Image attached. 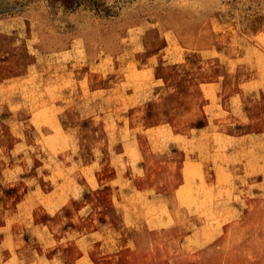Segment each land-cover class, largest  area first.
Wrapping results in <instances>:
<instances>
[{
	"label": "rangeland",
	"instance_id": "obj_1",
	"mask_svg": "<svg viewBox=\"0 0 264 264\" xmlns=\"http://www.w3.org/2000/svg\"><path fill=\"white\" fill-rule=\"evenodd\" d=\"M84 247L264 264V0H0V264Z\"/></svg>",
	"mask_w": 264,
	"mask_h": 264
},
{
	"label": "crops",
	"instance_id": "obj_2",
	"mask_svg": "<svg viewBox=\"0 0 264 264\" xmlns=\"http://www.w3.org/2000/svg\"><path fill=\"white\" fill-rule=\"evenodd\" d=\"M83 241L84 239H82V242ZM84 248L85 249H82L81 253H79L75 257L74 264H92V263L98 264L96 263V261H94L92 248H88V247H84Z\"/></svg>",
	"mask_w": 264,
	"mask_h": 264
}]
</instances>
